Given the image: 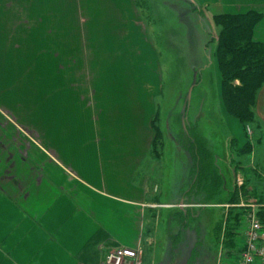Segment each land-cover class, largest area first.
I'll use <instances>...</instances> for the list:
<instances>
[{"label": "crops", "instance_id": "1", "mask_svg": "<svg viewBox=\"0 0 264 264\" xmlns=\"http://www.w3.org/2000/svg\"><path fill=\"white\" fill-rule=\"evenodd\" d=\"M197 3L211 18L212 9L229 15L260 12L252 39L264 43V0ZM23 5L35 17L34 22L25 18V26L30 21L41 28L40 79L33 95L27 84L0 93V264H105L108 251L120 246L136 248L140 264H188L197 238L186 242L192 245L190 254L179 244L191 219L180 223L173 212L151 209L154 194L149 196L144 168L156 158L151 154L153 121L163 71L152 22L146 23L138 0H23ZM43 12L51 14L44 19ZM45 27L52 28L49 34ZM212 39L217 45V35ZM212 64L219 107L215 122L227 131L214 132L212 138L224 141L227 135L229 156L215 151L208 130L199 134L208 141L221 186L244 183L252 188L248 200L264 201V82L253 100L255 117L245 123L256 125L246 132L244 123L224 108L216 58ZM144 75L156 76V85ZM197 108L192 97L183 100L184 125L197 121ZM161 121L163 134L166 121ZM159 156L164 187L171 188L174 200L179 182V203L184 202L181 195L192 181L190 152L164 140ZM178 173L186 176L183 184ZM159 180L151 185L157 188ZM165 197L160 195L162 202ZM236 209L237 224H230V210L225 213L227 228L217 257L240 245L238 227L245 212Z\"/></svg>", "mask_w": 264, "mask_h": 264}, {"label": "rangeland", "instance_id": "2", "mask_svg": "<svg viewBox=\"0 0 264 264\" xmlns=\"http://www.w3.org/2000/svg\"><path fill=\"white\" fill-rule=\"evenodd\" d=\"M197 2L198 0H138L146 23L150 24L152 22L153 26L150 32L158 52V59H156L159 61L163 71L161 93L155 97L159 122L162 124V119L166 121V125L164 127L163 125L161 126L163 132V134L161 133L162 144L164 140L170 145L177 141L182 146L181 140L184 136V130H182L178 119L182 116V102L189 97H192L197 103V121H193V124L199 133L206 134V130H208L211 133V138L214 137V132L216 134L218 131H223L227 134L224 128L221 129L220 127L217 129L215 122L216 112L219 107L216 106L218 100L216 101L217 90L212 64L215 61L214 51L216 44L212 38L220 30V26L215 23L220 22L219 18H215L220 13L212 9L211 11L214 14L211 15V18L209 10L203 8ZM23 7V0H0V93L2 95L24 84H27V88L32 86V95L37 93L34 90L35 87L38 88L40 79L39 51L42 46L39 40L41 28L32 25L35 20V17H32L34 12H25ZM42 14L45 17L44 19H46L51 12H43ZM27 17L32 22L28 21V26H25V18ZM51 29L45 27L42 30L44 34H49L48 32ZM151 65L153 66V63ZM145 66H148V64H145ZM144 78L149 82H153V84L157 83V79L155 80L156 76L144 75ZM194 79L196 82L193 84ZM191 85L193 86L189 93ZM218 92L220 96L221 87H219ZM207 102L208 106L205 107ZM223 106L225 105L223 104ZM247 124H243L245 125V131L251 125H256V123H254L255 125L253 123ZM227 139V135H225L224 141L218 140L216 136L211 140L213 142L212 147L221 155L220 157L222 155L224 157L229 156L226 152L228 147L232 148V145ZM204 140L206 143L208 142L206 139ZM152 155L155 156L154 153ZM149 156L151 157V155ZM177 158L178 162L176 164L181 168L184 164L182 151H179ZM162 161L163 164L167 165L166 153H164ZM144 169L148 173L147 177H149V196L154 194V200L150 201L151 209L155 210L156 214L159 209L167 215L181 208L187 209L191 207L195 211L191 217L190 229L187 227L186 230L183 229L180 233L181 242L179 245L183 246L184 251L182 252L184 254H190L188 250L192 246H189V244L187 246L186 242L193 244L196 238V241H198L194 246L196 248L194 249L195 252L192 253L194 259L188 260V264H216L217 251L220 248L217 244L221 241L222 234L226 233L227 228L224 222L225 213L227 214V210L231 209L235 212L236 208L246 212V209L249 208L246 205L249 201L246 194L252 188L250 186L244 187V183L236 187L240 193H238L239 201L237 203L244 204L238 207L230 205L232 203L228 202V198L231 195L228 196L227 193L222 195L219 193L220 196L210 201L197 200L188 203L189 201L185 200L183 202L185 205H182L179 203V182L174 184V188H176L174 200H172L173 191H171V188L164 187V180L161 177L164 172L160 156L157 155L153 162ZM151 173L155 176L154 179L150 178ZM226 173L228 178H230V172ZM183 174L178 173L177 175L182 184L186 180V176L184 177ZM158 179L161 180H159L160 184L156 188V186H152L153 184L151 185V180L158 181ZM158 194L159 198H157ZM163 194L167 196L164 202L160 198V195ZM254 203L258 204L257 209H264V201L259 202L256 200ZM222 210L225 212H222ZM194 214H196V218L192 220ZM174 229L176 230V228ZM191 229L195 231L192 240L189 237L190 234L193 235ZM158 263V260H156V264Z\"/></svg>", "mask_w": 264, "mask_h": 264}, {"label": "trees", "instance_id": "3", "mask_svg": "<svg viewBox=\"0 0 264 264\" xmlns=\"http://www.w3.org/2000/svg\"><path fill=\"white\" fill-rule=\"evenodd\" d=\"M261 17L262 14L257 11L236 15L220 14L215 17L220 19V22H215L220 26L215 58L221 75L223 103L227 112L244 124L255 117L253 100L259 86L264 82V43L252 39L254 25ZM236 80L239 81L238 84L235 83ZM181 114H179L181 118L178 119L184 130L181 144L188 149L194 160L191 170L192 181L183 191V199L189 201L188 203L197 200L210 201L219 193L221 195L227 193L228 196L231 195L228 202L237 203L238 190L230 185L226 186V189L221 186V174L216 169L213 154L209 151L206 141L194 124L184 125V112ZM158 121L157 113L153 121L155 136L152 140V151L155 156L160 155L163 145ZM193 213L195 211L190 207L177 210L174 216L183 223L191 219ZM258 213L264 221V209ZM229 214L230 224H237L240 212L231 209Z\"/></svg>", "mask_w": 264, "mask_h": 264}, {"label": "built area", "instance_id": "4", "mask_svg": "<svg viewBox=\"0 0 264 264\" xmlns=\"http://www.w3.org/2000/svg\"><path fill=\"white\" fill-rule=\"evenodd\" d=\"M241 184V180H239ZM256 200H249V208L238 227L239 246L225 253L220 251L216 264H264V221L258 213ZM185 205V204H182ZM240 205H244L240 203ZM105 264H140L136 248L120 246L108 251Z\"/></svg>", "mask_w": 264, "mask_h": 264}, {"label": "water", "instance_id": "5", "mask_svg": "<svg viewBox=\"0 0 264 264\" xmlns=\"http://www.w3.org/2000/svg\"><path fill=\"white\" fill-rule=\"evenodd\" d=\"M195 82H196V80L194 79L193 84H194ZM192 86H193V85L190 86L189 93L191 92Z\"/></svg>", "mask_w": 264, "mask_h": 264}]
</instances>
